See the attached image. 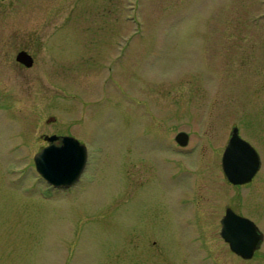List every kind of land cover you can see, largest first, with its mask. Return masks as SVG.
Returning <instances> with one entry per match:
<instances>
[{
  "label": "rangeland",
  "instance_id": "obj_1",
  "mask_svg": "<svg viewBox=\"0 0 264 264\" xmlns=\"http://www.w3.org/2000/svg\"><path fill=\"white\" fill-rule=\"evenodd\" d=\"M12 22L48 42L0 73V264H264L216 232L235 118L264 123V0H15L0 38ZM52 132L90 147L69 188L34 166Z\"/></svg>",
  "mask_w": 264,
  "mask_h": 264
},
{
  "label": "flooded vegetation",
  "instance_id": "obj_2",
  "mask_svg": "<svg viewBox=\"0 0 264 264\" xmlns=\"http://www.w3.org/2000/svg\"><path fill=\"white\" fill-rule=\"evenodd\" d=\"M14 1L15 0H0V13H2L6 7H13ZM55 7H59V5H56ZM12 26L13 27L11 28V31L13 32V35L0 38V73L4 74L7 71L12 70L13 67L19 74L20 71L34 70V67L39 68L40 58L38 57V52L40 49H42V44L47 45L48 41H43L44 38L41 36L24 35V33H26L28 30L27 26H22L15 22H12ZM6 44H10L12 46L6 47ZM50 55L53 57L52 60H54L57 65L68 59L54 57L52 54ZM93 55L94 53H89L86 56L83 53L81 58V60H83V63L80 64V66L74 67V69L88 72L89 69L93 66ZM5 62H8L9 64L7 65L5 64ZM49 69L51 68H46V70ZM28 79L30 81V76ZM241 122L242 121L235 118V125H233L235 126V183L231 182L227 178L223 169L222 154L226 144L222 148L220 155V167L228 182L235 185V196L233 197L232 203L225 202L223 208H219L220 212H222L217 216L218 225L216 228V232L226 243L228 250L235 257L248 260L255 255L256 250L262 245L264 241V123L258 127L259 121H254L251 123V125L249 123L248 125H244ZM259 130L262 131L263 135L259 132ZM177 132L175 133L174 138ZM51 135H53L54 137L52 139H48L47 137ZM63 136L75 137L77 140H79L80 143L85 146L86 149V161L79 177L69 186H59L60 188H69L80 179L87 164V160L90 155V147L88 145L87 139L71 133H45L41 138L44 142L40 144L35 153L42 147L49 144L61 145ZM188 138L189 135L187 133V141ZM249 168H254L252 173L248 176L247 179L241 181L240 178L242 172ZM240 170H242V172ZM189 189L190 191L193 189L194 193L197 192V187H193L192 184L189 185ZM198 200L199 199L197 198L190 199L192 209H197L199 205ZM231 216H234L235 219L232 217V219H230L224 225L223 219L225 217L229 218ZM227 223H231L233 225V228L235 229H238V227L243 224L246 226L245 229L247 232H250L253 235L260 236V239L256 242L250 256L245 257L240 253L234 251L230 247L229 242L224 239L222 231L223 227H227Z\"/></svg>",
  "mask_w": 264,
  "mask_h": 264
},
{
  "label": "water",
  "instance_id": "obj_3",
  "mask_svg": "<svg viewBox=\"0 0 264 264\" xmlns=\"http://www.w3.org/2000/svg\"><path fill=\"white\" fill-rule=\"evenodd\" d=\"M54 136H48L52 139ZM175 139L184 145L187 141V132L178 131ZM243 160V159H242ZM35 169L47 181V183L59 187L71 185L80 175L86 161L85 146L73 136H63L62 144H49L42 147L33 156ZM222 164L227 178L235 183V126L231 128L230 136L222 154ZM242 164V162H241ZM254 168L246 169L242 172L240 180H245L252 173ZM232 217H225V225ZM223 227L222 235L229 242L230 247L242 256L251 255L259 235L247 232L245 225H240L238 229L233 228L231 223Z\"/></svg>",
  "mask_w": 264,
  "mask_h": 264
},
{
  "label": "bare ground",
  "instance_id": "obj_4",
  "mask_svg": "<svg viewBox=\"0 0 264 264\" xmlns=\"http://www.w3.org/2000/svg\"><path fill=\"white\" fill-rule=\"evenodd\" d=\"M231 132V131H230Z\"/></svg>",
  "mask_w": 264,
  "mask_h": 264
}]
</instances>
